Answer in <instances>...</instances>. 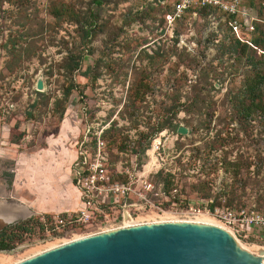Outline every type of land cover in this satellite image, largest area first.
I'll return each instance as SVG.
<instances>
[{"label":"rangeland","instance_id":"1","mask_svg":"<svg viewBox=\"0 0 264 264\" xmlns=\"http://www.w3.org/2000/svg\"><path fill=\"white\" fill-rule=\"evenodd\" d=\"M50 1L60 0L0 3V122L10 124L12 138L29 128L30 144L60 135L76 153L84 152L87 165L101 162L110 183L128 187L122 196H107L95 212L96 223L81 228L80 235L93 233L98 225L118 227L125 216L137 224L206 217L224 226L221 210L264 215V123L230 115L224 97L228 88L235 92L239 87L240 76L229 73L243 66L251 53L235 55L234 64V55L224 46L235 39L248 46L256 37L264 40V0H103L94 9L95 32L87 38L79 70L71 74L62 72L59 64L79 40V21L89 0H63L73 5L74 16L67 19L47 11ZM178 4L183 7L177 9ZM6 39L12 44H3ZM87 66L89 72L82 76ZM201 75L206 76L198 84L201 113L182 108L174 114V94L182 102ZM176 78L181 79L178 89ZM37 80L40 90L35 89ZM139 80L145 85L136 98ZM173 125L185 127L186 133H177ZM188 138L228 140L230 157L246 163L238 174L246 177L243 187L249 194L243 206L209 210L204 199L190 197L184 204L160 194L151 174L170 166L174 141ZM133 141L149 143L141 165L136 153L119 149ZM224 175L219 169L216 184ZM257 194H262L261 205L253 200ZM27 224V232H10L9 248L0 250V264L18 263L64 241L46 236L35 217ZM235 240L256 258L264 248L259 228L245 238L235 235Z\"/></svg>","mask_w":264,"mask_h":264},{"label":"trees","instance_id":"2","mask_svg":"<svg viewBox=\"0 0 264 264\" xmlns=\"http://www.w3.org/2000/svg\"><path fill=\"white\" fill-rule=\"evenodd\" d=\"M9 2L10 0H0ZM103 0H89V6L85 10V14L81 16L79 27L80 36L76 44L68 50L65 57L62 59L59 67L62 72L71 74L79 70V63L86 49L87 38L95 32L94 9L101 5ZM73 5L69 2L60 0L58 2L50 1L47 5V11L57 18H71L74 16ZM8 44H12L10 39H6ZM264 40L254 38L251 44H245L235 39L234 44L224 46L228 52L233 54L234 64L238 61L239 55L244 54L247 50L251 53L246 56V61L243 66L240 64L235 72L229 73L234 77L239 75V87L235 92H231L232 88H228L224 94L225 102L231 106L230 115L238 116L239 118L247 117L250 120L264 123ZM261 52L256 54V50ZM233 69V62L228 64ZM89 67L81 72L82 76H87ZM205 75L197 77L196 83L190 85V90L187 92L186 98L180 102L179 95L174 94L172 100V108L174 114L176 111L184 109L185 113H201V87L198 85L201 81L205 82ZM174 82L175 89H178L180 84L179 78ZM178 82V84H177ZM198 82V83H197ZM230 83V80H229ZM142 80L138 81V86L134 97L142 93ZM213 88V84H210ZM71 87L63 89L65 98L69 95ZM141 91V92H140ZM200 122V120H199ZM200 125V124H199ZM174 126V125H173ZM176 127V126H174ZM199 126H195L197 131ZM194 131V132H195ZM148 142L133 141L132 144H124L119 146V149L130 150L138 155L136 163H143V153L149 147ZM163 148L158 147V151ZM171 163L170 166L159 167L151 174V179L155 184H159V192L162 196L172 199V201H181L184 204L191 198L206 200L207 207L212 210L214 206L222 205L227 207L243 206L249 199V194L244 190L246 177L238 176L239 169L242 165H246L243 160L231 156L229 142L227 139L217 142L214 138H188L185 142L174 141L171 148ZM225 173L224 176L216 184L218 170ZM240 184L238 186L237 184ZM262 194H257L253 198L256 205L262 204ZM23 222L15 223L13 228L17 231L22 230ZM15 232V231H14ZM10 232L0 233V250H7L9 242L12 239Z\"/></svg>","mask_w":264,"mask_h":264},{"label":"water","instance_id":"3","mask_svg":"<svg viewBox=\"0 0 264 264\" xmlns=\"http://www.w3.org/2000/svg\"><path fill=\"white\" fill-rule=\"evenodd\" d=\"M40 80L35 89L40 90ZM185 134L186 128L177 126ZM15 264H260L225 230L189 221L117 227L61 243Z\"/></svg>","mask_w":264,"mask_h":264},{"label":"crops","instance_id":"4","mask_svg":"<svg viewBox=\"0 0 264 264\" xmlns=\"http://www.w3.org/2000/svg\"><path fill=\"white\" fill-rule=\"evenodd\" d=\"M11 130L0 122V223L77 209L79 194L70 174L76 151L71 144L54 134L30 144L29 128L15 138Z\"/></svg>","mask_w":264,"mask_h":264},{"label":"built area","instance_id":"5","mask_svg":"<svg viewBox=\"0 0 264 264\" xmlns=\"http://www.w3.org/2000/svg\"><path fill=\"white\" fill-rule=\"evenodd\" d=\"M204 1L215 2L216 0H201L202 3ZM182 7L183 4L177 5V9H181ZM229 7V5H224L225 9L230 10ZM165 19L169 21L171 19L170 14H167ZM75 159L73 165L70 167V174L72 184L79 194V207L74 210H65L51 214H38L35 217L38 221V227L48 237L68 240L74 235H79L80 237L88 235L86 233L80 235L82 233H79V230L96 223L95 212L98 210L99 205L104 202V199L110 196V194L122 196L128 191V187L125 185L109 182L101 162H96L93 166L87 165L83 151H78ZM220 212L222 214L223 225L234 238L235 235L242 236L243 238L247 237L253 228H259L264 233L263 214H256L254 212L245 213L242 209H225ZM30 219L32 218L23 222V229L20 231H29L27 223ZM113 228L117 227H111L110 229ZM103 230L108 229L100 228L98 225L93 233Z\"/></svg>","mask_w":264,"mask_h":264},{"label":"bare ground","instance_id":"6","mask_svg":"<svg viewBox=\"0 0 264 264\" xmlns=\"http://www.w3.org/2000/svg\"><path fill=\"white\" fill-rule=\"evenodd\" d=\"M152 151V150H151ZM150 151V152H151ZM153 152V151H152ZM149 154V153H148ZM166 219V218H165ZM172 220V219H171ZM183 221V220H182ZM189 222H194V223H199V224H207V225H211V226H215V227H218V228H221V229H223V230H225L227 233H229L231 236H232V234L230 233V231L227 229V228H225L224 226H221V225H219L218 223H215L212 219H209V218H206V217H199V218H196L195 220H188ZM125 222H126V225H125ZM137 223L135 222V221H132L131 222V219H129L128 217H124V219H123V222H122V225L120 226V227H127V226H132V225H136ZM125 225V226H124ZM104 231V230H103ZM78 238H80V236L79 235H74L72 238H70V239H68V240H64L63 241V243L64 242H68V241H72V240H76V239H78ZM232 238L235 240V238L232 236ZM235 242L237 243V241L235 240ZM242 244V243H241ZM237 245H238V243H237ZM55 246H57V244L55 245V244H51V245H49L47 248H45L44 249V251L45 250H48V249H50V248H53V247H55ZM238 246H240V245H238ZM241 249L243 250V251H245L246 253H248L247 251V248L245 247V246H243V244L241 245ZM262 251H260L259 252V260H260V264H264V248L263 249H261ZM38 254V253H37ZM249 254V253H248ZM36 255V254H35ZM33 256V255H32ZM31 257V256H30ZM1 262V261H0ZM4 262V261H3ZM11 264V263H10Z\"/></svg>","mask_w":264,"mask_h":264},{"label":"flooded vegetation","instance_id":"7","mask_svg":"<svg viewBox=\"0 0 264 264\" xmlns=\"http://www.w3.org/2000/svg\"><path fill=\"white\" fill-rule=\"evenodd\" d=\"M15 224V223H14ZM14 224L0 223V233L1 232H16L17 230L13 228Z\"/></svg>","mask_w":264,"mask_h":264}]
</instances>
